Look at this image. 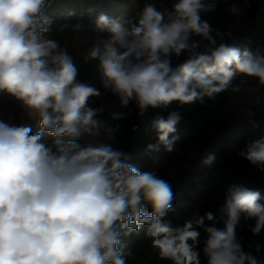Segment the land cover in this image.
Returning <instances> with one entry per match:
<instances>
[{
  "label": "clouds",
  "instance_id": "obj_1",
  "mask_svg": "<svg viewBox=\"0 0 264 264\" xmlns=\"http://www.w3.org/2000/svg\"><path fill=\"white\" fill-rule=\"evenodd\" d=\"M51 2L0 0V94L18 100L40 126L33 134L31 127L0 121V264H128L132 253L125 251V241L142 226L161 261L201 264L202 231L207 264H264L243 249L236 234L242 220L255 222L247 225L253 236L264 230L259 190L228 188L220 208L223 228L215 226L211 211L193 212L176 226L166 218L173 210L172 186L154 172H141L129 153L95 142L102 132L113 139L120 125L109 128L98 118L104 105L91 106L93 98L117 96L127 111L111 117L122 120L132 111L130 103L142 117L172 102H203L229 89L238 93L234 77L264 86V49L225 43L202 20L201 13L214 11L217 0H175L170 10L145 0L130 19L100 14L94 21L96 31L108 33L85 55L99 61L101 91L78 78L67 48L49 37L53 20L45 9ZM69 28L78 33L84 25L63 24L59 31ZM173 54L186 59L173 67ZM253 116L249 110L250 122ZM181 120L178 111L155 116L157 139L146 151L163 147L171 153ZM82 137L87 142L80 143ZM236 154L264 172V135L249 139ZM214 159L209 155L203 163L210 166ZM249 248L261 251L256 243Z\"/></svg>",
  "mask_w": 264,
  "mask_h": 264
},
{
  "label": "trees",
  "instance_id": "obj_2",
  "mask_svg": "<svg viewBox=\"0 0 264 264\" xmlns=\"http://www.w3.org/2000/svg\"><path fill=\"white\" fill-rule=\"evenodd\" d=\"M145 0H54L47 8L45 15L53 20L50 38L60 41L66 47L75 67L78 78L97 89H102L98 60H86L87 49L96 38H107V32H98L94 21L100 14L111 19L127 20L134 17L143 7ZM157 7L171 9L175 0H155ZM235 6L239 11L233 14ZM69 13H73L69 15ZM202 20L207 21L214 30H219L224 42L244 50L264 49V0H217L214 11L201 13ZM81 23L84 28L73 32L70 28L59 31L63 24ZM230 34V35H229ZM201 40L200 37H194ZM206 46L207 41L201 40ZM186 59V54L171 57L175 67ZM240 84L241 91L229 89L218 94L215 99L204 98L203 102L181 105L170 103L166 108L149 109L144 116H138V109L130 103V115L122 120H113L112 113L124 112L119 98L106 94L102 99H92L93 107L104 105V111L98 117L110 128L120 125L114 138L109 140L103 132L97 138L98 143L111 145L130 154L131 164L141 172H154L159 178L167 181L173 188L175 199L173 210L168 217L176 226H182L185 219L193 212L203 215L211 211L216 217L215 226L224 227L220 219V208L231 185L259 190L260 203L264 204V172L257 170L249 161L237 156L249 139L264 135V86H259L255 79H246L240 83V77H234L232 86ZM254 114L249 120L248 112ZM171 111H178L182 120L176 126L179 139L174 150L169 153L161 147L159 152H147L149 143H155L157 133L151 121L157 115L167 118ZM0 121L13 126L31 127L32 133L40 130L39 123L23 112L18 102L6 94H0ZM253 123L256 125L253 126ZM49 142L51 137H45ZM64 139H69L65 137ZM80 143H84L81 138ZM214 155L213 163L205 165L203 161ZM146 212L150 208L146 207ZM213 222H207L211 226ZM254 221H241L236 234L245 251H252L258 259L264 260V230L253 236L247 225ZM146 226L139 233H132L125 241V251H130L128 264H171V261L158 260L145 238ZM206 234L201 231L200 253L201 264H207L203 254ZM252 243L260 244L261 251L250 249Z\"/></svg>",
  "mask_w": 264,
  "mask_h": 264
},
{
  "label": "built area",
  "instance_id": "obj_3",
  "mask_svg": "<svg viewBox=\"0 0 264 264\" xmlns=\"http://www.w3.org/2000/svg\"><path fill=\"white\" fill-rule=\"evenodd\" d=\"M53 1H54V0H52V2H53ZM52 2H51V3H52ZM48 7H49V6H48ZM48 7H46L45 12H46V10H47ZM6 95H7V94H6ZM7 96H8L10 99L15 100V101L18 102V100H16L15 98L11 97L10 95H7ZM38 123H39V120H38V118H37L36 123H35V127L38 125ZM82 139L84 140V143L87 142V140H88L87 137H82Z\"/></svg>",
  "mask_w": 264,
  "mask_h": 264
},
{
  "label": "crops",
  "instance_id": "obj_4",
  "mask_svg": "<svg viewBox=\"0 0 264 264\" xmlns=\"http://www.w3.org/2000/svg\"><path fill=\"white\" fill-rule=\"evenodd\" d=\"M18 104H19V106L21 107V104H20V102L18 101ZM21 109L23 110V112L24 113H26L27 114V112L21 107ZM28 115V114H27ZM29 116V115H28ZM95 142H97L98 143V141H97V139H96V141Z\"/></svg>",
  "mask_w": 264,
  "mask_h": 264
},
{
  "label": "water",
  "instance_id": "obj_5",
  "mask_svg": "<svg viewBox=\"0 0 264 264\" xmlns=\"http://www.w3.org/2000/svg\"><path fill=\"white\" fill-rule=\"evenodd\" d=\"M34 118H35V120H37L38 117H34Z\"/></svg>",
  "mask_w": 264,
  "mask_h": 264
},
{
  "label": "rangeland",
  "instance_id": "obj_6",
  "mask_svg": "<svg viewBox=\"0 0 264 264\" xmlns=\"http://www.w3.org/2000/svg\"><path fill=\"white\" fill-rule=\"evenodd\" d=\"M34 118V117H33Z\"/></svg>",
  "mask_w": 264,
  "mask_h": 264
}]
</instances>
